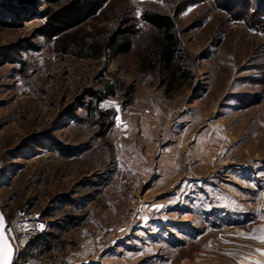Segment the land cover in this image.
<instances>
[{
    "label": "rangeland",
    "instance_id": "rangeland-1",
    "mask_svg": "<svg viewBox=\"0 0 264 264\" xmlns=\"http://www.w3.org/2000/svg\"><path fill=\"white\" fill-rule=\"evenodd\" d=\"M55 2L0 0V209L45 228L14 264H264V0H88L59 40Z\"/></svg>",
    "mask_w": 264,
    "mask_h": 264
},
{
    "label": "trees",
    "instance_id": "trees-1",
    "mask_svg": "<svg viewBox=\"0 0 264 264\" xmlns=\"http://www.w3.org/2000/svg\"><path fill=\"white\" fill-rule=\"evenodd\" d=\"M67 1V2H63ZM18 6L34 8L38 0H16ZM82 2H85L83 4ZM88 0H56L54 7H46L41 10L40 14L46 18L49 25L48 38H55L59 40V36L64 35L65 38H71L67 31L76 27L79 22L76 20L82 8L86 6ZM93 11L99 8L98 3H88ZM23 9V8H22ZM148 23L154 27L159 35L157 43V52L155 54L157 63L161 73L165 77V92L177 90L188 77L187 69L182 65L181 57L179 56V46L176 40L174 26L172 20L168 17L154 16L149 18ZM116 43L117 49H122L121 52H127L130 49L129 44L123 41ZM114 46H109L107 50ZM94 52H97L98 47H91ZM110 54V53H109ZM181 80V81H180ZM113 94V92H109Z\"/></svg>",
    "mask_w": 264,
    "mask_h": 264
},
{
    "label": "built area",
    "instance_id": "built-area-1",
    "mask_svg": "<svg viewBox=\"0 0 264 264\" xmlns=\"http://www.w3.org/2000/svg\"><path fill=\"white\" fill-rule=\"evenodd\" d=\"M17 219L21 220L24 223V225L33 224V226H31V228L29 229L20 227L18 222L16 221ZM6 223L8 226L6 227L8 237L10 238V234H11L13 236V239L17 242L14 244L10 238L13 244V247H14V259H13V264H14L15 258H17L22 252L25 253V250H27L28 244L37 235V233L44 230L45 228H44L43 222L37 219V217L32 216V215H26V213L23 211L18 213L16 218L14 220H10V222L9 220L6 219Z\"/></svg>",
    "mask_w": 264,
    "mask_h": 264
},
{
    "label": "crops",
    "instance_id": "crops-1",
    "mask_svg": "<svg viewBox=\"0 0 264 264\" xmlns=\"http://www.w3.org/2000/svg\"><path fill=\"white\" fill-rule=\"evenodd\" d=\"M137 169H136V167H135V165L133 166L131 163H129V165L128 166H125V168H124V171H126V173L128 174V176L130 177V179L131 180H133L134 182H137V171H136ZM123 254H125V253H127L125 250H123V252H122ZM149 253H151V252H149V251H146V254H143V255H141L139 252H138V254H136V256H138V257H140L139 259H140V261H142L141 259H144L145 258V260H144V263H142V264H156V263H153L152 261H154L153 259H152V254H149ZM159 256H161V255H159ZM102 257H103V255H102ZM141 257H144V258H141ZM138 259V258H137ZM152 260V261H151ZM139 261V260H138ZM80 264H105V262H103V260H100V261H93V260H90V261H85L84 263L82 262V263H80ZM157 264H159V263H157Z\"/></svg>",
    "mask_w": 264,
    "mask_h": 264
},
{
    "label": "water",
    "instance_id": "water-1",
    "mask_svg": "<svg viewBox=\"0 0 264 264\" xmlns=\"http://www.w3.org/2000/svg\"><path fill=\"white\" fill-rule=\"evenodd\" d=\"M0 217H2V222H0V237H3V239H0V255L3 254V246L5 243H7V245H9L12 249V255H11V261L10 264H13V259H14V247L13 244L10 240V238L8 237L7 231H6V227L7 223H6V219L4 214L2 213L1 209H0Z\"/></svg>",
    "mask_w": 264,
    "mask_h": 264
},
{
    "label": "snow or ice",
    "instance_id": "snow-or-ice-1",
    "mask_svg": "<svg viewBox=\"0 0 264 264\" xmlns=\"http://www.w3.org/2000/svg\"><path fill=\"white\" fill-rule=\"evenodd\" d=\"M0 222H2V217H0ZM0 239H3V237H0ZM261 239L264 240V236H262ZM11 255H12L11 247L7 245V243H5L3 246V254L0 255V264H10Z\"/></svg>",
    "mask_w": 264,
    "mask_h": 264
},
{
    "label": "bare ground",
    "instance_id": "bare-ground-1",
    "mask_svg": "<svg viewBox=\"0 0 264 264\" xmlns=\"http://www.w3.org/2000/svg\"><path fill=\"white\" fill-rule=\"evenodd\" d=\"M17 222H18V224H19L20 227H24L25 229H29V228H31V226H33V224H31V225L25 224L24 225V223L21 220H17Z\"/></svg>",
    "mask_w": 264,
    "mask_h": 264
}]
</instances>
